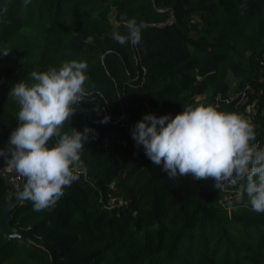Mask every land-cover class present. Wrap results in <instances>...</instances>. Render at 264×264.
<instances>
[{"label":"trees","instance_id":"16d2710c","mask_svg":"<svg viewBox=\"0 0 264 264\" xmlns=\"http://www.w3.org/2000/svg\"><path fill=\"white\" fill-rule=\"evenodd\" d=\"M133 18L142 38L121 45L112 34L127 35ZM5 46L0 149L19 124L9 91L32 71L85 61L86 91L104 98L76 106L73 128L83 131L91 112L93 131L55 207L34 211L20 198L8 222L27 239H8L0 222V264H264V213L251 210L246 194L236 203L238 185L221 191L211 178H169L131 132L145 112L174 118L185 105L211 104L245 117L255 105L251 124L262 140L264 0H0ZM9 194L0 174V215Z\"/></svg>","mask_w":264,"mask_h":264},{"label":"clouds","instance_id":"9594fccd","mask_svg":"<svg viewBox=\"0 0 264 264\" xmlns=\"http://www.w3.org/2000/svg\"><path fill=\"white\" fill-rule=\"evenodd\" d=\"M30 3L24 0L25 7ZM126 27L127 35L114 32L113 39L121 45L138 44L142 24L133 18ZM10 52L6 46L0 48V56ZM87 67L85 61H63L59 68L32 71L30 82H17L9 91L10 100L19 106V124L7 147L0 149V157L25 179L19 197L31 201L34 211L54 208L76 179L72 166L93 130L63 129L86 95ZM131 132L137 147L143 146L146 156L162 165L169 178H211L221 191L238 185L236 203L246 194L251 210L264 213V147L253 143L254 125L242 114L211 104H188L174 118L146 114Z\"/></svg>","mask_w":264,"mask_h":264},{"label":"water","instance_id":"95a60500","mask_svg":"<svg viewBox=\"0 0 264 264\" xmlns=\"http://www.w3.org/2000/svg\"><path fill=\"white\" fill-rule=\"evenodd\" d=\"M86 99H88V98H84L83 100H86ZM76 106L80 107L81 109L88 110L86 107H84L83 105H81V103H78ZM92 119H93V115L90 112V116H89V119H88V124L86 126L89 129H90V126H91ZM72 122H73V118L71 116L70 119H69V122H68V128L69 129H72L73 128V123ZM13 176H14V173H10V174H8L6 176V178H7L8 184H9V188L12 190V193H13V195L15 197V200L9 201L5 205V207L3 208V210H2L1 215H0L1 228H2L3 232L5 233V235H6V237L8 239H14V238L27 239V236L26 235H23V234H21V233H19L17 231H14L10 227L9 222H8V217H9V214H10L11 210L20 202L19 191H17L13 187V185L11 183V178Z\"/></svg>","mask_w":264,"mask_h":264},{"label":"built area","instance_id":"2783aa9c","mask_svg":"<svg viewBox=\"0 0 264 264\" xmlns=\"http://www.w3.org/2000/svg\"><path fill=\"white\" fill-rule=\"evenodd\" d=\"M137 45V44H136ZM134 45V46H136ZM261 63L264 64V57L262 58L261 60ZM143 70H145V68L143 67ZM251 88V85L250 84H247L246 87L242 90V99L243 101H246L249 97V89ZM92 96H98L100 98H104V95L102 93H100L99 91H97L96 93L93 92V91H86V95L84 98H87V97H92ZM83 98V99H84ZM255 105H251L248 107V113L245 115V118L251 123L253 121V118H254V113L255 111L252 109L254 108ZM252 107V108H251ZM253 143H258L261 147H264V138L262 140H255L253 141ZM78 168V167H76ZM10 173H14V176L11 178V183L13 185V187L20 192V189L22 187V184H23V181H24V178L19 176V174H17L15 172V170L13 168H10L9 166H7L6 164L0 169V174H3L5 176H7L8 174ZM116 200H118L121 204L124 202L122 198H115L113 197L111 199V202L112 203H115Z\"/></svg>","mask_w":264,"mask_h":264},{"label":"rangeland","instance_id":"374dc122","mask_svg":"<svg viewBox=\"0 0 264 264\" xmlns=\"http://www.w3.org/2000/svg\"><path fill=\"white\" fill-rule=\"evenodd\" d=\"M230 83H231V85L234 86V77L233 76H230ZM117 134H118L117 130H112L108 136V142H112L115 139V137L117 136Z\"/></svg>","mask_w":264,"mask_h":264},{"label":"crops","instance_id":"0c3cea01","mask_svg":"<svg viewBox=\"0 0 264 264\" xmlns=\"http://www.w3.org/2000/svg\"><path fill=\"white\" fill-rule=\"evenodd\" d=\"M112 19H113V22L115 23V25H117V22L115 21L114 16H112ZM253 110H254V111L256 110V106H254ZM146 114H149V113H148V112H145L144 116H145ZM144 116H143V117H144ZM142 119H143V118H142ZM76 167H82L81 162H78V163L76 164ZM9 199H10V201H11V200H15V197H14V195H13L11 189H10Z\"/></svg>","mask_w":264,"mask_h":264}]
</instances>
